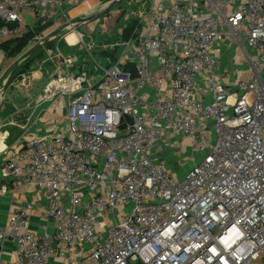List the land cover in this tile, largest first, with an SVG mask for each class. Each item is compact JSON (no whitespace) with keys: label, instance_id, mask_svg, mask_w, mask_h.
<instances>
[{"label":"built area","instance_id":"obj_1","mask_svg":"<svg viewBox=\"0 0 264 264\" xmlns=\"http://www.w3.org/2000/svg\"><path fill=\"white\" fill-rule=\"evenodd\" d=\"M60 12L0 0V65L3 45ZM134 18L115 60L93 59L98 82L66 74L47 88L71 99L67 132L5 164L12 186L46 196L53 234L27 230L29 206L0 243L15 240L16 264H264V0H154ZM228 40L252 68L233 88L214 54ZM171 135L200 157L182 178L156 154Z\"/></svg>","mask_w":264,"mask_h":264},{"label":"crops","instance_id":"obj_2","mask_svg":"<svg viewBox=\"0 0 264 264\" xmlns=\"http://www.w3.org/2000/svg\"><path fill=\"white\" fill-rule=\"evenodd\" d=\"M231 43L229 40L225 41L222 51H228ZM77 46L78 44L68 43L64 48L60 46L53 49L45 48L42 54L26 62L27 70L21 74V82L18 86L22 90L5 93L4 99L0 100V230L5 229L14 213L30 206L27 230L38 236H42L46 232L48 234L54 232L53 223L46 217L48 210L46 196L35 186L28 185L22 188L12 186L11 180L5 175L4 167L23 143L33 138L43 139L67 132L70 97L58 93L51 99L45 98L47 88L56 77L66 74L78 77L88 73L89 79L88 83L84 85L85 88L98 82L100 73L95 70V66L89 68L88 62L82 61V58L85 57L82 54L88 53L85 50L86 47ZM76 48L83 52L76 51L75 53ZM216 48L214 54L218 53ZM249 54L254 56L255 52L250 50ZM90 58L92 61H96L94 56ZM100 58L106 63L111 62L108 56L102 55ZM7 61L8 58L4 57L1 62L0 81L5 74L4 68L8 64ZM2 64L5 65L2 66ZM155 150L157 156L178 178L184 177L194 162L200 159V157H193L190 154L189 141L180 136L171 135L168 139L160 142ZM167 150L168 159H170L168 161ZM179 151L188 157L187 160H190L184 171L178 169L181 158H176L175 154ZM4 186L8 188L5 194L2 193ZM16 248L17 245L13 239L7 240L3 244L0 243V264H16ZM49 264L66 263L61 259H53Z\"/></svg>","mask_w":264,"mask_h":264},{"label":"rangeland","instance_id":"obj_3","mask_svg":"<svg viewBox=\"0 0 264 264\" xmlns=\"http://www.w3.org/2000/svg\"><path fill=\"white\" fill-rule=\"evenodd\" d=\"M112 1L113 0H59L58 4L61 8V12L47 30L37 35L16 58H9L5 53V57L8 58V64L4 68L5 74L0 81V90L8 79L18 60H20V58H22V56H24V54H26L29 50L37 46L46 35L58 30L71 21H77L79 19L91 16L92 14L101 12ZM153 1L154 0H122L116 6L103 13L102 17L98 21L82 25L78 24L76 27H72L70 30L65 31L47 48L53 49L56 46H59L60 43L64 44L65 46H67L68 43L71 45L78 44L77 47H86V49H84L88 51V53L85 52L82 54V56H85L82 58V61L88 62L87 64L89 68H92L94 65V62L90 58L93 56L99 64H102L103 67H106V62L102 60L100 56L111 54V52L118 53V50L116 51L115 47L114 49L111 47L124 42L129 37L131 30L126 29L127 24L130 20L134 19L135 13L137 14L148 9ZM71 34L75 35L72 43L68 40V36ZM224 44L225 42L216 48L218 53L215 54L218 57L220 64L219 80L224 84H227L229 87H235L239 80H244L251 77V64L246 53L242 52L241 48L237 47L233 43H231L228 51L223 52L222 49L224 48ZM102 45H105L107 49L101 48ZM27 48L31 49L28 50ZM233 49H235V52H233ZM76 51L83 52L79 48H76L75 53ZM108 57L110 58L111 62L115 60V57ZM4 65L2 64V66ZM20 82L21 74H18L5 93L14 91L20 92V90H22V88H18ZM4 94L0 95L1 101L5 97ZM175 155L177 156L176 158H181V160H179L178 169H180V171H184V169L187 167V164L190 163V160H187L188 157L182 154L180 151ZM168 158L169 154L167 150V161L170 160Z\"/></svg>","mask_w":264,"mask_h":264},{"label":"water","instance_id":"obj_4","mask_svg":"<svg viewBox=\"0 0 264 264\" xmlns=\"http://www.w3.org/2000/svg\"><path fill=\"white\" fill-rule=\"evenodd\" d=\"M121 1L122 0H113L101 12L96 13V14H92L91 16L79 19L77 21H71V22L67 23L65 26L59 28L58 30H55L54 32L49 33L48 35H46L44 37V39L41 40L37 46H35L31 50H29L26 54H24V56H22V58H20V60H18V62L15 64V67L11 71L8 79L6 80V82L4 83L3 87L1 88L0 95H3L6 92V90L9 88V86L13 82V80H14L17 72H18L19 67L21 66V64L23 62L28 60L30 57H32L33 55H35L39 51L44 50L45 48H47L51 43H53L56 39H58L68 29H71L72 27H76V25H78V24L82 25V24H88V23H93L95 21H98L102 17L103 13H105L110 8L116 6Z\"/></svg>","mask_w":264,"mask_h":264},{"label":"trees","instance_id":"obj_5","mask_svg":"<svg viewBox=\"0 0 264 264\" xmlns=\"http://www.w3.org/2000/svg\"><path fill=\"white\" fill-rule=\"evenodd\" d=\"M51 25V23L46 24V25H38L36 26L33 30L29 31L24 37L13 40L11 42L6 43L5 45H3L1 47V50L4 52V54L6 53L7 57L9 58H16L18 55H20L22 53V51L24 50V48H26V46H28V44L39 34L43 33L45 30H47L49 28V26ZM138 25V20H136L135 18L130 20L129 23L126 26L127 30H131L130 31V35L126 40H129L131 38V36L134 33L135 28ZM125 40V41H126ZM59 46L61 48H64L65 45L60 43ZM44 50L39 51L38 53H36L35 55H33L32 57H30L28 60H26L25 62H23L21 64V66L18 69V72L15 76V78L17 77L18 74H24L26 72V62L31 61L32 59H34L36 56L40 55ZM117 51V50H116ZM106 54V52H105ZM104 57L106 56H112L115 57L117 56V53L111 52V54H107V55H103ZM14 78V79H15Z\"/></svg>","mask_w":264,"mask_h":264},{"label":"bare ground","instance_id":"obj_6","mask_svg":"<svg viewBox=\"0 0 264 264\" xmlns=\"http://www.w3.org/2000/svg\"><path fill=\"white\" fill-rule=\"evenodd\" d=\"M105 8V7H104ZM68 30H70V29H68ZM75 38V35L74 34H71V35H69L68 36V40H69V42H73L72 40Z\"/></svg>","mask_w":264,"mask_h":264}]
</instances>
